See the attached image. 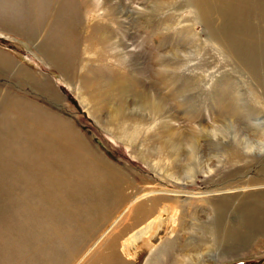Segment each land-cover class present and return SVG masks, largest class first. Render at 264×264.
Here are the masks:
<instances>
[{
  "label": "rangeland",
  "instance_id": "obj_1",
  "mask_svg": "<svg viewBox=\"0 0 264 264\" xmlns=\"http://www.w3.org/2000/svg\"><path fill=\"white\" fill-rule=\"evenodd\" d=\"M66 1L0 0V219L10 210L8 218L18 221L1 230L5 264H80L108 235L115 241L114 264H264L263 135L253 124L256 116L264 117V102L250 96L245 76L222 60L183 0H69L80 8V30L71 46L59 30L70 13ZM58 44L71 59L56 68L47 53ZM96 55L101 60L95 66ZM81 63L85 76L94 78L96 98L84 97ZM221 88L226 90L218 96ZM148 89L158 93L160 107ZM12 96L50 114L54 127L29 107L27 115H16L23 106ZM131 104L139 111L127 112ZM66 128L79 136L84 153ZM171 128H177L172 141ZM211 129L214 138L206 131ZM240 136L252 139L251 150L234 143L232 137ZM168 141L180 145L173 164L180 166L194 144L197 159L212 165L209 179L198 180L194 168L196 179L182 189L233 188L212 194V200L162 193L180 188L151 165L170 169L167 155L157 156L152 148ZM96 158L120 171L128 184L117 192L113 174ZM191 159L186 155L183 164ZM106 173L112 178L105 179ZM130 184L151 196L188 202L171 235L159 232L158 239H146L150 251L141 242L125 255L119 242L143 219L141 212L120 210ZM171 208L178 212L176 204ZM204 213L211 215L212 229L216 215L222 217L217 236L215 228L211 236L199 222L189 224ZM4 248L0 243L2 260ZM193 253L201 255L190 262Z\"/></svg>",
  "mask_w": 264,
  "mask_h": 264
},
{
  "label": "bare ground",
  "instance_id": "obj_2",
  "mask_svg": "<svg viewBox=\"0 0 264 264\" xmlns=\"http://www.w3.org/2000/svg\"><path fill=\"white\" fill-rule=\"evenodd\" d=\"M66 2L68 4H65V6L67 8H69L70 13L68 14V16L64 15V17H62L63 18V20H62L63 25L60 26L59 30L61 33H63L62 35H63L64 39H62L63 40L62 42L64 44H68L69 46H71L72 40L74 41V38L76 39L77 33L80 30V29H78L79 18L77 20V17H76V15H78L80 13V8L76 5H74L69 0ZM181 3L185 4L187 6L189 12L192 14V16L198 22L200 21L203 24V26L207 28L205 36L207 38L212 39L213 43H215L218 46V49L221 52L222 60L228 59L229 62L234 63L233 67L235 68V71H237V73L239 75L245 76L246 79L244 78V81H245L244 85L246 86V88L248 87L247 91L249 92L250 96L252 98H255L258 101L264 102V0H183L182 2H180V4ZM58 14L57 13L54 14V17H55V15L57 17ZM62 16H63V14H62ZM56 17H55V19H57ZM82 19H84V18H82ZM58 20H60V17H58ZM58 23H60V21H58ZM210 23L212 24V27L214 26V28L211 27ZM211 28H212V30H211ZM97 29H99V28H97ZM69 38H71V39H69ZM87 40H89V41L91 40L89 36H88ZM58 46H59L58 50L55 46H53V53H47V55H49L51 57V59L55 62V64H53V67H56V68H58V66L64 65L65 63L63 61L68 62L69 59H71V57L69 58V57L64 56V53L60 52L61 47L59 44H58ZM68 56H70V55H68ZM3 60L7 61L6 58H3ZM100 60H101V57L99 55H96V58L93 60V64H95V66H96V63L98 64V62ZM89 61H90L89 65H91L92 64L91 60L89 59ZM72 63H73V61H72ZM81 64H82V66L80 69L81 71L79 73V77H80L81 81L83 80V88H84L85 92L87 93V95L85 94L84 97L89 98V96L90 97L92 96V97L96 98V96H95L96 92L93 88L94 78L92 77V74H90V73H88L85 76V73L83 71L85 70L86 65H84L83 63H81ZM91 68L93 69V67H91ZM87 77L90 79V81L88 79V81H89L88 83H87ZM30 78H32V75H30ZM84 81L87 84L86 87L84 86ZM111 83H113V82H111ZM225 90L226 89L221 88V89H218L216 93L219 92L217 95L220 96L221 91H225ZM148 92L152 96L153 100L155 101V102L153 101L154 104L157 102V104L160 103L162 105V99L159 98L160 96L158 95V93H155L154 91H150L149 89H148ZM225 96L226 95L224 94V97ZM12 98L14 99L12 102L17 103L19 101V105L23 106L22 109L16 108V115L20 114L21 116H25L26 109H27V107H29V108H32L33 111L34 110L39 111L42 115L46 116L45 118L43 117V119H39V120H41V122L43 121L42 123H45V125L54 127L52 120L50 119L52 117V116H50V114H48L47 112H44L43 110L39 109L34 104L29 103L28 101L21 100L15 96H12ZM227 100H228V98H226V101ZM6 104H10V106H12L11 102L6 103ZM157 104H155L156 107H160ZM132 111L137 112V111H139V108L135 107V105L131 104V106L129 107L127 112H132ZM34 114H35V112H34ZM150 115L151 114H149V116ZM34 121H36V115H35ZM22 122H25V121H22ZM253 124L255 125V127L258 130H260V132L263 135V138L259 142L261 145L260 148H262V150H263V148H264V117L262 115L256 116L254 118ZM55 128L58 131L60 130L58 127H55ZM176 130H177V128H171L169 130V132H167V134L169 133V136L167 138L170 141H172L171 140L172 135L174 132H176ZM66 131L68 132L67 135L71 136L72 142L76 143L79 147V142H81L80 139L78 138L79 136L77 137L76 133H74L69 128H66ZM206 131L208 132V134L211 135L212 138H214L216 136V134L213 132V130H212V134H211V132L209 133V130H206ZM227 135H229V134H227ZM227 135H225V136H227ZM232 138H233L234 143L236 145L241 146L245 150H249V149L251 150L253 148L254 142L252 141V139H250L248 137L240 136L239 138H234V137H232ZM170 141L166 142V144L162 148L152 147L153 149H156L159 152V155L157 153V156L163 155V153H165V155H167L166 161H169V166H170L169 168L170 169L169 168H168L169 170H166L167 168L164 169L163 168L164 164L159 166V164L152 163L151 165L152 166H158V169L164 170L165 176L168 177V179L171 180L172 183L178 185L180 188L173 189V190H164V192H162V193H165L167 195H169V193H171L174 196L181 195V196H184L186 198H196V197L205 196L204 199H211L212 200V197H211L212 194H220V193H223L224 191H228V190H231L233 188V187H223V188H219V189H217V188L212 189V187H211V188H206L202 191H198L195 189H190V190L182 189V187H184L186 184H188L191 181L196 179L195 178L196 174L193 173L194 168H197L199 174H201L200 177L197 178L198 180L204 181V180L209 179L212 176V165L208 163L209 161H205V160L202 161V160L197 159V157L194 155V152H195L194 151L195 150L194 144H190L188 146L189 148L183 154V160L181 162H179L181 164L180 166L176 165L175 164L176 162H174V164H173L172 161L177 157L176 152L180 151V145H178V144L174 145ZM10 144H12V143H10ZM81 151L83 152L82 149H81ZM88 153H90V152H88ZM188 154L192 155V159L188 163L183 164L184 158ZM84 156H86V155H84ZM84 156L80 155L81 158ZM89 158H90V155H89ZM91 158L92 159L94 158V156L92 154H91ZM96 162L103 165L105 168H107V170L109 172H111L113 174V178H112V175L110 173H106V175L103 177L105 179H107L106 177L109 176L113 179V183H114V185H116L114 188L117 192L119 191V186L121 184H126V185L128 184L127 180L123 179L120 171L111 167L110 165L103 162V160H101L99 158L96 160ZM37 167H39V165ZM118 177L122 178L124 181H122V180L119 181ZM238 185H240V184H238ZM128 186L131 187L130 192L128 194L123 193L124 197L127 198L128 200L125 203V205L122 207V209H120V210L122 211V210H125L126 208H129L130 209V210L128 209L129 212H131L133 215H136L138 212H141L143 219L142 220L140 219L141 220L139 223L140 225L138 224L139 226L136 227V229L132 228L133 230L128 234V236L124 237L122 239L121 243L119 242V250H120V252H123L125 255H130L131 254L130 250L132 249L131 247L135 248L137 243L143 242L142 243L143 247L148 248L147 240L151 239V238L154 240L155 237L158 239L160 237L159 232L166 233V234H168V236L171 235L172 229L174 228L173 226L176 225L177 222H178V224L180 222H182L181 217L184 216L185 214H187L183 210L187 206L186 202H188L187 201L188 199H184V198L168 200L164 196H151V194L140 192L135 186H131V184ZM112 190H114V189L112 188ZM120 194L122 195L121 192H120ZM21 204H22V202H21ZM175 204L178 207V212L176 211L177 208H174V209L171 208V207L175 206ZM21 208H22V206H20L19 210ZM14 209L17 210L16 213L19 215L18 209L17 208H14ZM179 211L184 213V214L180 213ZM12 213H13V211L5 210L2 212V216L0 219V243L5 245L4 253H3V260H2L1 255H0V264H5L4 257H5V254L7 252V244H6L7 242L4 241V235H3V232H1V230H3V228L8 226L10 223H13L14 225H16L18 222L17 219L13 220V219L8 218L7 215H11ZM219 215L220 214L216 215V219L214 220L215 225H214L213 229H212V217L209 213L208 214L204 213V216L199 215L196 218L193 217L189 221V224H192L193 226H195V225H197V222H199V224H202L203 229L205 231H208L206 233H208L211 236H212V230L214 231V228H215V233L214 232L213 233H214V235L217 236V233H216L217 224L216 223H220V221L222 219V217ZM134 218H136V216H134ZM176 218H178L177 221H176ZM112 219H114V218H112ZM116 219H117V215H116V218L114 220H112L111 223H114V221ZM116 222L118 223V221H116ZM111 223H109L108 226ZM105 225H104V227H105ZM128 232L129 231H127V233ZM108 237H109V235L106 236V238L103 240V242H101L99 247L97 246L89 256H86V257H88L87 259L84 256L85 258L83 259V261L85 259L86 260L84 262L82 261L83 264H114V248H115L114 242L115 241L111 240V238L109 239ZM106 241H110L108 243V247L106 248L107 250H105V248L102 247L103 243ZM151 249H152V246L150 245L148 250L150 251ZM148 250H147V252H148ZM200 255L201 254H196V253L191 254L190 262L193 261V259L196 260ZM82 262L80 264H82Z\"/></svg>",
  "mask_w": 264,
  "mask_h": 264
}]
</instances>
